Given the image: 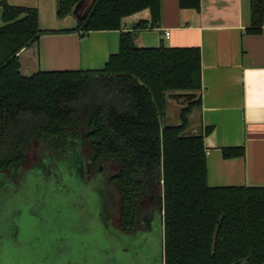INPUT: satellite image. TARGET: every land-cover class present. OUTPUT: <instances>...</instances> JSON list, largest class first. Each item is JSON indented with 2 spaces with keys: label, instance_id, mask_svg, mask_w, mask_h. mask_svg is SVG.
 I'll return each instance as SVG.
<instances>
[{
  "label": "trees",
  "instance_id": "obj_1",
  "mask_svg": "<svg viewBox=\"0 0 264 264\" xmlns=\"http://www.w3.org/2000/svg\"><path fill=\"white\" fill-rule=\"evenodd\" d=\"M81 1L59 0L57 19ZM92 3L74 32L119 31V53L103 70L25 77L18 54L41 37L38 13L0 0V168L21 159L32 137L63 141L92 115L88 138L96 158L121 162L110 181L122 192L125 217L145 198L162 204L164 264H264V187L210 188L203 139L212 129L187 136L200 108V50L137 46L140 31L160 22L159 0ZM199 4L179 0L181 9L197 10ZM144 10L150 21L122 32L124 18ZM250 14L247 33H261L264 0H250ZM173 93L197 98L180 108L178 124L162 125ZM243 154V148L221 152L225 159Z\"/></svg>",
  "mask_w": 264,
  "mask_h": 264
},
{
  "label": "crops",
  "instance_id": "obj_2",
  "mask_svg": "<svg viewBox=\"0 0 264 264\" xmlns=\"http://www.w3.org/2000/svg\"><path fill=\"white\" fill-rule=\"evenodd\" d=\"M58 1L5 0L8 6L38 13L41 37L35 47L18 54L21 62L31 59L30 67L21 66L25 77L38 72L103 70L110 56L119 53V31L74 32L93 0H82L60 20ZM159 1L160 22L154 29L140 31L137 46L200 50V108L190 118L188 133L212 129L203 139L207 185L264 187V28L259 34L247 33L250 0H200L197 10L181 9L179 0ZM1 14L0 8V19ZM148 16L144 10L124 18L122 32ZM224 148H243L244 154L225 159Z\"/></svg>",
  "mask_w": 264,
  "mask_h": 264
},
{
  "label": "rangeland",
  "instance_id": "obj_3",
  "mask_svg": "<svg viewBox=\"0 0 264 264\" xmlns=\"http://www.w3.org/2000/svg\"><path fill=\"white\" fill-rule=\"evenodd\" d=\"M29 64L22 59L20 69ZM166 111L162 125L178 124L180 108L168 101ZM81 136L70 132L66 142L34 136L24 163L0 175V264H128L147 237L151 263L161 264L158 208L145 204L127 233L120 192L109 182L121 164L104 159L88 173L92 150ZM80 162L85 172L77 175ZM146 210L155 217L150 229L141 223Z\"/></svg>",
  "mask_w": 264,
  "mask_h": 264
},
{
  "label": "flooded vegetation",
  "instance_id": "obj_4",
  "mask_svg": "<svg viewBox=\"0 0 264 264\" xmlns=\"http://www.w3.org/2000/svg\"><path fill=\"white\" fill-rule=\"evenodd\" d=\"M92 117H93L92 115H88L87 123L82 125V126H80L77 129H73L72 132H71L76 137H78V135L80 136V134L82 136L85 135L84 138L89 142V144L91 146L92 157L88 161V164L86 166V169H88V173H90L91 171L92 172L95 171L97 166H99L100 163L102 162V160H104V159H97L96 158V151L94 149V146H93L91 140L88 138V134L91 131L90 130V122H91V118ZM83 131H85V133ZM35 137H37V136H35ZM57 141L60 142V140H57ZM64 141L66 142L65 139H63L62 142H64ZM30 142H31V140H30ZM25 150L22 153H25ZM24 161H25V155L21 159H18V161L16 163H12L10 166H1L0 175L5 176L6 172L11 171L15 167L22 165L24 163ZM81 163H83V162H80V163L77 164V171H78L77 175H81L82 173L85 172V169H84L85 165H82ZM120 164H121V162H120ZM119 172L120 171L112 174V176L115 175V174H118ZM112 176H111V178H112ZM111 178H110V180H111ZM110 180H109L110 184L113 185L114 183L112 184ZM114 185H116V184H114ZM116 187H117L118 191L120 192V190H119L117 185H116ZM120 195H121V201H120V208H121V210H120V224L123 225V228L125 229V231L127 233H130L136 228V226L138 224L137 223V216H138L139 211L141 212L140 209H142V207H144L145 204L150 205V206L151 205H156V207H157V203H156V200H155V198L153 196L145 198L144 201H140L139 203H137V202L134 203L135 211H134L133 215L131 217H129V219H127L125 217V215H124V208L122 206V202H123L122 201V197H123L122 192H120ZM149 209H151V207ZM141 214H143V215H141ZM141 214H140L141 215L140 218H141V221H142L141 223H143L144 227L146 225H148L149 226L148 229L153 228V225H155V223H154L155 217H154L153 211L146 210L145 213H141ZM140 218H139V220H140ZM147 238L145 239V241L142 242L145 246H143V245L139 246L141 251L139 253H137L136 256L134 254H132L131 261L128 264H152L151 261H150V256H151L150 255V243L148 242ZM131 242L134 243L133 240ZM18 264H20V263H18ZM34 264H44V263L36 261V263H34Z\"/></svg>",
  "mask_w": 264,
  "mask_h": 264
},
{
  "label": "water",
  "instance_id": "obj_5",
  "mask_svg": "<svg viewBox=\"0 0 264 264\" xmlns=\"http://www.w3.org/2000/svg\"><path fill=\"white\" fill-rule=\"evenodd\" d=\"M148 13H149V11H148ZM148 17L149 18L146 20L141 19L139 21L149 22L151 17L150 16H148ZM167 96H168L167 97L168 101L175 103L179 108L187 107L189 105V103H191L193 100H195L197 98V95L195 93H173V94H169ZM199 133H200V131L198 132V134ZM190 135H196V134L194 132L187 133V136H190ZM158 215H159L158 221H159L160 227H161V235H160L161 247H160V253L159 254H160L161 264H164V254H163V251H164V238H163L164 223H163V207H162V204L160 207H158Z\"/></svg>",
  "mask_w": 264,
  "mask_h": 264
},
{
  "label": "built area",
  "instance_id": "obj_6",
  "mask_svg": "<svg viewBox=\"0 0 264 264\" xmlns=\"http://www.w3.org/2000/svg\"><path fill=\"white\" fill-rule=\"evenodd\" d=\"M169 36H170L169 32H166V33H165V38L168 39Z\"/></svg>",
  "mask_w": 264,
  "mask_h": 264
}]
</instances>
